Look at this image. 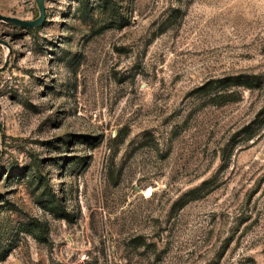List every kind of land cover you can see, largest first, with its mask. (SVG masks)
<instances>
[{
    "label": "rangeland",
    "instance_id": "374dc122",
    "mask_svg": "<svg viewBox=\"0 0 264 264\" xmlns=\"http://www.w3.org/2000/svg\"><path fill=\"white\" fill-rule=\"evenodd\" d=\"M44 8L0 18V264H264V0Z\"/></svg>",
    "mask_w": 264,
    "mask_h": 264
},
{
    "label": "water",
    "instance_id": "95a60500",
    "mask_svg": "<svg viewBox=\"0 0 264 264\" xmlns=\"http://www.w3.org/2000/svg\"><path fill=\"white\" fill-rule=\"evenodd\" d=\"M38 2H39V5H40L41 17L38 20H36V21H34L32 23L24 22V21H21V20H18V19L7 17V16H1L0 18L3 19V20L12 21V22H16V23L23 24V25H28V26L39 24L45 17V8H44V0H38ZM5 66H6V64L2 68H0V70H2ZM0 130H1V123H0Z\"/></svg>",
    "mask_w": 264,
    "mask_h": 264
}]
</instances>
